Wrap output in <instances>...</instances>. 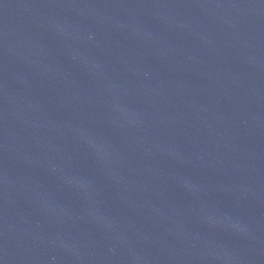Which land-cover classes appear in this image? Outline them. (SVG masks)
I'll list each match as a JSON object with an SVG mask.
<instances>
[{
  "label": "water",
  "instance_id": "1",
  "mask_svg": "<svg viewBox=\"0 0 264 264\" xmlns=\"http://www.w3.org/2000/svg\"><path fill=\"white\" fill-rule=\"evenodd\" d=\"M0 264H264V0H0Z\"/></svg>",
  "mask_w": 264,
  "mask_h": 264
}]
</instances>
